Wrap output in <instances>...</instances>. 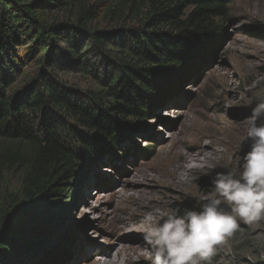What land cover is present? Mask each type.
<instances>
[{
  "label": "trees",
  "instance_id": "16d2710c",
  "mask_svg": "<svg viewBox=\"0 0 264 264\" xmlns=\"http://www.w3.org/2000/svg\"><path fill=\"white\" fill-rule=\"evenodd\" d=\"M228 3L0 0V137L27 146L13 153L22 186L0 196V264H45L64 195L103 152L127 149L156 93L196 71L190 59L211 52ZM67 71L97 88L66 87Z\"/></svg>",
  "mask_w": 264,
  "mask_h": 264
},
{
  "label": "rangeland",
  "instance_id": "374dc122",
  "mask_svg": "<svg viewBox=\"0 0 264 264\" xmlns=\"http://www.w3.org/2000/svg\"><path fill=\"white\" fill-rule=\"evenodd\" d=\"M227 8L224 27L216 33V40L208 39L211 52L200 56L204 51H195L190 59L196 71L182 83L156 93L147 120L139 123L131 140L123 138L127 149L103 152L99 166L93 164L82 172L64 195L51 239L38 251H47L45 264L96 260L101 247L107 253L142 236L146 218L156 213L160 218L175 207L181 212L191 208L194 201L185 199L184 192L213 195L209 175L239 170L250 147L246 120L255 104V92L264 88V0H229ZM98 24L111 27L106 22ZM59 78L77 90L98 86L93 78L73 71ZM26 148L24 143L0 137V196L22 186L24 157L13 153ZM186 167L197 179L181 191L176 173ZM131 224L134 227L127 229ZM144 249V256L149 257L151 250ZM135 264L144 262L135 260ZM211 264H264V219L241 222L217 246Z\"/></svg>",
  "mask_w": 264,
  "mask_h": 264
},
{
  "label": "clouds",
  "instance_id": "9594fccd",
  "mask_svg": "<svg viewBox=\"0 0 264 264\" xmlns=\"http://www.w3.org/2000/svg\"><path fill=\"white\" fill-rule=\"evenodd\" d=\"M254 95L255 104L246 120L250 147L239 170L216 171L209 175L213 195L184 192L185 199L194 201L191 208L181 212L175 207L160 214L154 226L143 233L152 253L147 257L150 264H211L217 246L231 237L241 222L264 219V88ZM196 179L187 167L176 173L181 191Z\"/></svg>",
  "mask_w": 264,
  "mask_h": 264
},
{
  "label": "bare ground",
  "instance_id": "6f19581e",
  "mask_svg": "<svg viewBox=\"0 0 264 264\" xmlns=\"http://www.w3.org/2000/svg\"><path fill=\"white\" fill-rule=\"evenodd\" d=\"M198 160V159H193ZM188 161L186 160L184 164H186ZM159 215L156 213L153 215L151 220L148 218L145 219L144 227L145 231L148 227L154 226L153 222L158 221ZM125 226H118V229H123ZM134 227V225L129 226L127 229H131ZM126 229V230H127ZM135 231V229H132V231ZM136 238V239H135ZM147 245L144 243L143 235L136 236L130 239L127 243H120L119 246H117L114 250H110L107 253H104L103 247H101L100 253L101 256L97 257L96 260H90L87 264H135V260L143 261L144 264H150V260L147 259V257L144 256L145 253V247ZM98 252V251H97ZM95 253H92V256Z\"/></svg>",
  "mask_w": 264,
  "mask_h": 264
}]
</instances>
